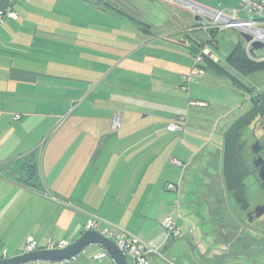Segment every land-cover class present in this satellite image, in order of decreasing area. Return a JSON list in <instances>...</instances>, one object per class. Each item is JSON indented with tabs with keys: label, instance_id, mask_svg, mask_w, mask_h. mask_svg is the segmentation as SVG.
Instances as JSON below:
<instances>
[{
	"label": "crops",
	"instance_id": "1",
	"mask_svg": "<svg viewBox=\"0 0 264 264\" xmlns=\"http://www.w3.org/2000/svg\"><path fill=\"white\" fill-rule=\"evenodd\" d=\"M69 1L67 7H62L63 15H67L72 7L85 13L75 40L79 45L78 70L82 71L79 76L86 77L95 66L86 63L81 66L85 60L81 56L87 54L86 51L96 54V48L88 49L87 46H97V33L102 35L103 18L116 29L120 23L134 25L136 20L118 11L114 14L115 9L99 0ZM190 1L213 11L236 8L239 3V0ZM44 2L39 0V6H28L25 0L20 5L16 2L12 10L17 13V20L4 19L0 23V252H5L7 259L18 256L29 238L40 250L45 249L48 242L69 245L85 231L87 216L92 214L110 223L114 231L160 248V256L152 257L149 264H194L191 254L183 259L175 256V248L189 251L190 247H196L207 263L226 255L227 247L238 249L234 250L236 256L245 254L239 231L235 227L233 231L229 229L234 221L224 199L221 169L224 132L248 109V100L242 103L243 108L239 106L232 111L234 115L230 120L218 121L221 144L214 162L207 143L199 144L190 137L195 132L189 129L188 117L181 116L179 107L163 103H149L148 106L145 102V106L144 102L103 101L102 95L95 94L96 89L88 88L89 85L79 79L78 84L71 82L61 72H55L49 62L53 57L49 55L55 39L61 46L65 42L71 45L66 30L70 21L56 23L58 21L52 20L47 7H40ZM182 14L190 23L180 32L191 30L183 36V41L190 43V40L203 37L199 18L185 10ZM242 14L238 16L244 19ZM120 18L124 20L120 22ZM58 30L62 31L55 33ZM92 30L94 36H88V31ZM229 39L235 45L241 38ZM213 46L216 49L212 51V59L203 63L211 62L225 71L230 70L224 58L219 56L216 39ZM60 51L64 53L65 49ZM189 64L180 71L179 77L185 76ZM205 67L200 68L204 74L222 77L223 74ZM177 84H180L179 78ZM163 90V86L155 83L150 91ZM72 92L83 96L73 101ZM136 103H142V107L135 108ZM66 111L70 116L62 130L49 137L48 132L56 118ZM114 118L119 122L118 129H113ZM170 125H175L176 129L169 131ZM40 144L44 150L42 183L30 177L28 172L34 151ZM172 160L181 162L185 170L174 166ZM198 160L205 165L202 186L209 190L206 194L216 195L212 191L214 184L220 185L223 191L216 195L224 205L218 221L222 226L214 228L207 223L194 204L198 183L192 181L189 169ZM216 163L217 183L208 173ZM168 184L178 186V191H168ZM230 205L234 207L235 204L231 201ZM166 218L173 219L181 233L177 239H184V242L175 244L177 239L167 237L162 227ZM210 236L215 237L213 241L219 245L211 252L206 240ZM229 241L233 242L230 247ZM93 246L65 264H93L88 259L91 256L90 260L96 264H113L111 259L105 260L107 256L93 260L102 251L99 246Z\"/></svg>",
	"mask_w": 264,
	"mask_h": 264
},
{
	"label": "rangeland",
	"instance_id": "2",
	"mask_svg": "<svg viewBox=\"0 0 264 264\" xmlns=\"http://www.w3.org/2000/svg\"><path fill=\"white\" fill-rule=\"evenodd\" d=\"M22 1L23 0H17L16 4L20 5ZM32 1L34 4L31 3ZM32 1L25 0V3L28 6L40 5L38 3L39 0ZM185 1L194 6L210 10L193 1ZM66 2L68 3L70 1L45 0L40 6L42 7L45 5V7H47L52 20H55V22L58 21L56 23L59 24L68 19L70 21V26L66 30L68 36H70L69 38H71V45L69 46V44L65 42V45L61 46V44L57 43V39H55L53 45L54 49H52V53L49 55L53 57V60L51 59L49 62L52 68H55V72H61L67 79H71V82L77 83L79 79L86 85H89L88 88L96 89L95 94L102 95L103 101L116 100L118 103L124 104L128 103V101H132V103L144 102L145 106L146 103L148 106L149 103H163L171 107H179L178 109H180L181 116L183 118L188 117L190 122L189 129L192 130L193 133L195 132V135H190V137L194 139V142H198L199 144L205 145V143H207L209 151H211L213 155V160L216 162L219 153L217 149L221 144V135L218 130L220 123H218V121H220V119L221 121L230 120L234 115L232 112L234 109H237L239 106L243 108L242 102H244L247 97L245 89L241 84L250 87L254 86L257 90H264V73L243 76L242 74L239 75L231 69H228L226 74L228 73L229 75L223 74L222 77L217 78L210 75L208 76L203 72L199 75H190L194 62L193 57H191L192 55L189 56V54L191 50H196V48L190 44L193 41L190 40V43L183 41V36L189 34L191 30L180 32V29L190 23L189 20H185L183 16L185 14H182V11L185 10L194 15L192 8L176 4L170 0H130L129 2H126V0H104L105 4L115 9L113 10L114 14L118 11L136 21L134 25L129 23L121 25L120 23L118 29H116L114 24H111L112 27H114L112 28L111 25L107 24L109 20L103 18L102 35L97 33V46H87L88 49L96 48V54H93L91 51H86L87 54L81 56L85 59L84 61L82 60L81 66L85 63L88 66L94 65V70L93 72L88 71L86 77L79 76L82 71L80 72V70H78L79 45L75 39H78L79 32L81 31L79 23L82 20V14L85 13H82L79 9H76V7H72L69 9L67 15H63L62 7H67ZM177 6L180 8L181 13L177 11ZM242 15V17L247 18L246 14ZM63 16H65V18H63ZM121 20L124 19L120 18V22ZM61 31L62 30H58L55 33L58 34ZM87 34L88 36H94V30L88 31ZM162 36H165L167 39H162ZM237 36H240V34L231 30L222 32L216 36L218 45L217 50L220 57L225 58L234 46L233 40H230L229 37L236 39ZM201 39L202 38H199L197 41L200 43L203 42V39ZM64 40L68 41L65 38ZM62 48L65 49L64 53L60 51ZM215 49L214 46L211 47L212 51ZM186 64L187 66L189 64L190 67L184 77L189 78V82L186 84L185 90L181 92L182 79L184 77H179V73L185 70L184 66H186ZM205 65L206 63H203L202 66L201 64L198 66L206 69ZM178 78L180 79L179 85L177 84ZM155 83H159L163 86L164 90L157 92L150 91ZM188 89L190 91H188ZM70 96L73 101H77L81 99L83 94L72 92ZM193 99H197V101ZM134 105L135 108L138 106L142 107V103H140V105L137 103ZM66 112L56 118V123L53 126L54 128L52 127L50 132H48L49 137L62 130L63 124L68 116H70V113L67 112V114ZM256 129L260 130V133H264V122L259 121ZM44 141L42 143H44ZM259 142L261 145L264 144V139L260 138ZM242 143V160L247 166V171H249L252 170L250 147L254 143L249 128L243 131ZM41 144L37 150L34 151L32 161L39 159L42 177V158L44 150ZM260 155L264 159V152ZM206 160L208 159L206 158ZM217 163L213 164L211 170H208L209 175L214 177L216 183L218 181L217 176L219 175L216 172ZM204 167L203 161L198 160L193 163L189 169V174L192 175V181L198 183V186H195V192L198 193L206 191L202 186V183H204V176L202 174ZM249 174L250 172H248V176H246L244 180L247 206L261 205L264 203V193L255 181L257 178L256 173L254 174V180L253 178H249ZM35 180L39 181L38 173H36ZM35 180L33 182H35ZM213 187L212 191L216 195L223 194L220 185L214 184ZM233 204L235 203L233 202ZM237 211L240 212L241 210L239 209ZM213 238L215 237L210 236L206 239L209 252H211L214 247H219V245L217 246L216 242L213 241ZM248 239H250V243L244 242V245L247 244V249L244 253L253 257L262 250L264 245L255 235H248ZM182 241L184 242L185 240L177 239L175 244ZM93 247L96 248L97 246ZM230 249L231 250L227 247L229 251L227 254L236 256L234 250L236 251L238 249L235 247H231ZM174 253L175 256L181 259L184 257L188 258V254L190 255V252L183 248H175ZM239 258V256L231 258V261L226 264H264V255L255 256L253 262L250 260L240 261ZM88 259L93 264H96V262L90 260L92 256ZM105 260L109 262L110 258L107 256ZM193 263L197 264L195 262ZM128 264H132L131 260H128Z\"/></svg>",
	"mask_w": 264,
	"mask_h": 264
},
{
	"label": "built area",
	"instance_id": "3",
	"mask_svg": "<svg viewBox=\"0 0 264 264\" xmlns=\"http://www.w3.org/2000/svg\"><path fill=\"white\" fill-rule=\"evenodd\" d=\"M176 4L187 6L192 8L194 17L199 18L200 29L203 33L202 47H197L194 53H192L194 65L191 69L190 75L200 74L202 71L199 64H202L204 60L212 59V50L214 39L210 34L211 30H215L220 33L225 30L236 31L241 35L248 36L251 40L250 42L244 41V48L247 54L252 58L263 60L264 59V0H239L238 6L229 10H218L210 11L207 9L194 6L187 3L185 0H170ZM17 2V0H9L8 7L6 10L0 14V23L4 19L17 20L18 15L12 10V6ZM244 13L247 18H240L238 15ZM259 43L263 45L262 50H253L252 44ZM252 52V54H251ZM187 77L182 79L181 90L184 91L186 84H188ZM113 129H118L119 122L117 118L113 119L112 123ZM176 129L175 125H170L168 127L169 131H174ZM36 173H38L39 181L42 183L41 171L39 165V159L35 160ZM172 164L176 167L184 169V165L177 161L172 160ZM168 191L177 192L178 186L174 184H168L166 186ZM162 227L166 232V235L170 239H177L180 237L181 233L175 227V223L172 218H166L162 222ZM85 231H94L104 237L105 239L111 241L119 250H121L128 260H131L132 264H149V260L152 257L160 256V251L154 246H150L140 241L138 238L133 236H124L117 231L113 230V226L100 219L99 217L88 214L87 221L85 224ZM68 244L64 242L52 243L48 242L47 246L43 250H59L63 249ZM40 250L37 243L32 239H27L24 244L23 249L19 255L32 253ZM105 252L101 251L99 254L93 257V260H100L106 257ZM5 252H0V260H6ZM65 264V263H58Z\"/></svg>",
	"mask_w": 264,
	"mask_h": 264
},
{
	"label": "trees",
	"instance_id": "4",
	"mask_svg": "<svg viewBox=\"0 0 264 264\" xmlns=\"http://www.w3.org/2000/svg\"><path fill=\"white\" fill-rule=\"evenodd\" d=\"M99 1L106 5L104 0ZM210 34L215 40L218 33L215 30H211ZM199 38L203 39V37ZM202 44H204V41L200 43L197 40H193L192 46L197 49V47H202ZM194 52L195 49L191 50L190 55ZM224 60L229 68L239 75L249 76L264 73V59H254L247 54L242 38L233 46ZM206 63L207 67L215 70L216 73L229 75L218 64ZM241 86L245 89L249 107L224 132L221 178L226 194L235 205L244 209L247 208L244 180L248 176L249 171H247V166L243 162L241 155L243 148L242 131L257 120L264 122V90H257L254 86L250 87L242 84ZM28 172L30 177L36 178L34 161L29 163Z\"/></svg>",
	"mask_w": 264,
	"mask_h": 264
},
{
	"label": "water",
	"instance_id": "5",
	"mask_svg": "<svg viewBox=\"0 0 264 264\" xmlns=\"http://www.w3.org/2000/svg\"><path fill=\"white\" fill-rule=\"evenodd\" d=\"M8 4L9 0H0V14L6 10ZM240 37L245 42H250L251 40L248 36L245 35H241ZM252 49L255 51L262 50L263 45L259 43H253ZM262 149L263 148L259 147L257 143H255L251 147L252 154L256 156L252 163L255 168L258 169L257 178L260 180L262 186L264 187V160L259 154ZM257 211H260V213H258ZM256 212L257 217L263 215V207L257 208ZM93 245L99 246L102 251L105 252V254L111 259L113 264H128V259L121 250H119L111 241L105 239L94 231H84L75 242L69 244L63 249L38 250L32 253L8 258L3 261L0 260V264H33L41 262L50 264L66 263L72 261L86 248ZM189 252L192 258L194 259L195 263L197 264H226L231 261V258L236 257L231 254H226L224 256H221L218 260L213 263H207L203 258H201L196 247H190Z\"/></svg>",
	"mask_w": 264,
	"mask_h": 264
},
{
	"label": "flooded vegetation",
	"instance_id": "6",
	"mask_svg": "<svg viewBox=\"0 0 264 264\" xmlns=\"http://www.w3.org/2000/svg\"><path fill=\"white\" fill-rule=\"evenodd\" d=\"M259 121H255L251 124L250 126V131H251V135L254 139V143L251 145V147L257 143L259 147L263 148L259 154L264 152V144H260L259 139L263 138L264 139V133L261 132L260 130H257L256 127L258 125ZM251 147H250V152H251ZM251 167L252 170H249L250 175L249 178H253L254 180V174L256 173V175L258 174V169L255 168V166L253 165V160L256 157L254 154H252L251 152ZM261 156V155H260ZM264 160V159H263ZM256 183L259 185V188L261 189V191L264 193V187L262 186L260 180L258 178L255 179ZM209 190L207 189L205 192L202 193H198L195 197H193V201L194 204L196 205L197 211L199 213L200 216H202V218L207 221V223L209 222L210 225H212L214 228L217 226H222L221 223H218V221L220 220V210L221 208L224 206L222 204V200L219 196L216 195H207L206 193ZM224 199L229 207V211H230V218L233 219L234 223L231 227H229V229L231 231L233 227H235L237 229V231H239L241 237H242V241L243 244L245 243H250V239H248V235L251 236L252 234L257 236L259 240H261V242L264 245V213L263 215H261L260 217H257V212L260 213V211L256 212V209L259 207H263V211H264V203L261 205H255V206H250L248 205L247 208H244L242 210L241 207H239L238 205H234V207H232L230 205V202L232 201L230 199V197L226 194H224ZM214 202V203H213ZM238 207V208H237ZM237 208V209H236ZM241 210L240 212L237 210ZM203 224V223H202ZM245 242V243H244ZM232 241L228 242V246L230 247L232 245ZM262 246V244H261ZM247 244L245 245V250L247 249ZM264 255V246L262 248L261 251H259L257 253V255L255 254V256H262ZM250 257L248 255L245 254H241L239 255V260H250L251 262L254 261V258Z\"/></svg>",
	"mask_w": 264,
	"mask_h": 264
}]
</instances>
